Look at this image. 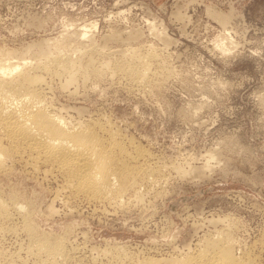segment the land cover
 I'll return each mask as SVG.
<instances>
[{
    "label": "rangeland",
    "instance_id": "374dc122",
    "mask_svg": "<svg viewBox=\"0 0 264 264\" xmlns=\"http://www.w3.org/2000/svg\"><path fill=\"white\" fill-rule=\"evenodd\" d=\"M79 37L109 60L134 50L157 55L149 87L107 74L63 90L52 77L46 96L68 122L109 121L133 138L160 169L158 183L142 184L141 203L126 196L131 204L119 208L69 197L60 177L43 178V167L36 174L8 162L0 199L16 194L38 233L65 237L77 264H105L103 253L115 249L182 252L226 225L241 246H257L264 231V0H0V51L11 62L33 61L37 48L51 50L63 38L61 50L74 56ZM10 212L11 221H0V255L34 264L22 219Z\"/></svg>",
    "mask_w": 264,
    "mask_h": 264
},
{
    "label": "bare ground",
    "instance_id": "6f19581e",
    "mask_svg": "<svg viewBox=\"0 0 264 264\" xmlns=\"http://www.w3.org/2000/svg\"><path fill=\"white\" fill-rule=\"evenodd\" d=\"M85 30L82 33H76H80L84 39ZM82 39L77 38L82 48L77 50L74 56L73 53H64L61 50L68 38H63V41L57 43L51 50L40 46L36 52H33L35 53L33 61H25L21 58L22 60L11 62L10 53L0 51V173L6 172L8 162L21 163L36 174L43 167V178L48 177L45 179L47 180L50 177L53 179L55 176L60 177L62 188L68 191L69 197L70 195L72 198L81 197L88 203H107L109 206L119 208L128 202L131 204L130 201H126V199L129 200L126 196L131 198L133 196L134 199L132 198L131 201L134 205L141 203L143 193L139 191L140 186L158 183L155 174L160 169L148 164L151 157L149 152L134 144L133 138L132 140L128 137L124 138L126 136L123 137L122 133L120 134L108 123L109 121L99 119L83 123L68 122L59 114V109L57 112L50 106L52 104H49L47 100L46 89L49 87L48 79L52 77L61 81L59 84L64 90L70 86H77L78 81L84 83L88 79L101 80L107 74L109 77L110 75L124 77V80L137 85L149 84L151 77L154 79L158 73L152 69V66L159 62H157V55L152 50H146L144 53L136 52L137 50L122 51L119 59L109 60L102 56L103 52H100L98 48L99 51H97L90 43L83 46ZM98 56L100 59L97 60ZM161 75L160 77H163ZM55 190L57 194L60 191ZM15 195L9 197V203L0 199V221H11L13 212L11 213L10 210L20 215L22 222L19 229L28 239L27 255H30L32 262L34 264L75 262L78 259L76 255L79 254L74 249H67L65 237L61 238L58 235L53 238L38 233L32 225V219L29 218L30 214L28 215L25 211L26 205H20ZM61 202L64 203V200ZM215 224L217 225L216 222L213 225ZM231 226L226 225L221 230L215 229L217 231L214 234L203 233L204 235L200 236L198 241L196 240L193 247L184 246L185 251L181 252L178 248V253L172 252L166 256H156L153 253L138 256L132 252L126 254L124 251L118 253L120 251L117 252L116 249L114 250L116 252L108 250L103 253L108 258L105 264H264V231L262 230L263 234L258 241L253 240L257 242V246L252 247L249 243V246L244 244L246 246L244 247L238 242L239 240H235ZM91 250L93 252V247ZM5 258L4 255H0V264H17L14 257Z\"/></svg>",
    "mask_w": 264,
    "mask_h": 264
}]
</instances>
